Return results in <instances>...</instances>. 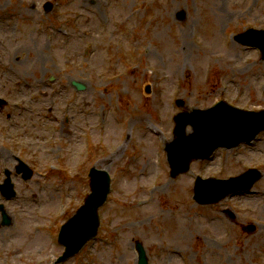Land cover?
Masks as SVG:
<instances>
[{
	"label": "rangeland",
	"instance_id": "rangeland-1",
	"mask_svg": "<svg viewBox=\"0 0 264 264\" xmlns=\"http://www.w3.org/2000/svg\"><path fill=\"white\" fill-rule=\"evenodd\" d=\"M56 1L0 0V96L8 100L0 110V180L2 157L14 168L10 147L39 172L62 170L13 179L0 264H52L64 249L52 234L90 191L91 166L111 176L100 226L59 264H136V241L149 264H264V132L175 177L158 141L172 139L175 114L216 100L264 108V59L226 40L264 27V0ZM66 116L70 130L49 152L45 138L58 135ZM248 167L261 171L249 193L193 200L197 175L236 176Z\"/></svg>",
	"mask_w": 264,
	"mask_h": 264
},
{
	"label": "water",
	"instance_id": "water-1",
	"mask_svg": "<svg viewBox=\"0 0 264 264\" xmlns=\"http://www.w3.org/2000/svg\"><path fill=\"white\" fill-rule=\"evenodd\" d=\"M179 16H183V14H179ZM79 88H82L79 86ZM219 107V106H218ZM218 107L210 108L205 111H193L190 115H179L178 123L176 126L175 134L176 138L167 146L168 150V160L172 166V174L175 175L180 171L186 170L188 168V161L192 155L198 154L200 156L206 155L211 149L218 145H227L230 146L233 142V139L230 140L235 135H240L241 130L244 129H252L253 119H251L252 115H256V117H260L264 120V113H251V112H241L237 110H230L226 108L230 112V117L227 119L221 120L216 117L215 112ZM222 107V106H221ZM198 113L203 114V116L207 117V124H202V117H197ZM255 117V116H254ZM187 123H191L194 129V132L190 135L185 134V126ZM203 129L200 130V127ZM264 126L253 127L254 131H258L260 128ZM206 131H205V130ZM201 140L203 143L198 144ZM25 178L30 177V173L27 171L24 175ZM103 177H95L92 176V185H93V193L89 196L86 205L82 208L83 211L78 214L74 218L73 221L78 218L82 219L83 227L82 231L79 232L80 224L77 228L72 231L76 237L67 238L65 233H62L63 240L68 244L67 250L63 255V259L68 257L74 251L78 250L79 247L83 244L85 239L92 235L96 229V208L101 204L103 199L105 198L107 192V182L103 179ZM235 180L236 179H232ZM229 182V186L236 185L234 181ZM208 182V181H205ZM218 184H225L224 181H215ZM233 187H240V186ZM202 183L197 185L196 193L198 197L202 200L204 199H213V197H219V195L226 193L227 188H221L222 193H217L213 195L205 194L202 192L203 189ZM229 190V189H228ZM71 221V220H70ZM70 221L64 226L65 230L70 225ZM136 248L140 255L139 264H147L144 250L142 246L137 243Z\"/></svg>",
	"mask_w": 264,
	"mask_h": 264
},
{
	"label": "bare ground",
	"instance_id": "bare-ground-1",
	"mask_svg": "<svg viewBox=\"0 0 264 264\" xmlns=\"http://www.w3.org/2000/svg\"><path fill=\"white\" fill-rule=\"evenodd\" d=\"M185 46H186V48H187V44H185ZM231 50L232 49H227V50H224V56H226V58L228 57V56H230V54H231ZM121 150V148H117V149H115L114 150V154H113V156H115V155H117V154H119V151ZM118 151V152H117ZM145 203V201L144 202H142V204H144ZM181 218V217H180ZM181 221L183 222V219L181 218ZM182 224V223H181ZM183 225V224H182ZM176 236V235H175Z\"/></svg>",
	"mask_w": 264,
	"mask_h": 264
}]
</instances>
